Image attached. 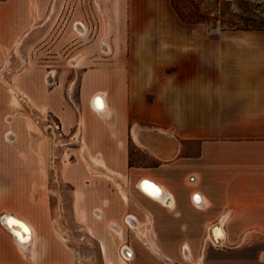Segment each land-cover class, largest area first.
<instances>
[{"label": "crops", "instance_id": "0c3cea01", "mask_svg": "<svg viewBox=\"0 0 264 264\" xmlns=\"http://www.w3.org/2000/svg\"><path fill=\"white\" fill-rule=\"evenodd\" d=\"M51 1L0 0V264L89 263L93 255L77 247L78 231L80 245L98 247L100 264H155L165 246H184L182 255L202 246L203 264H264V234L231 229L229 218V258L205 253L208 226L225 211L232 221L234 210H264V31L197 29L171 0H121L127 30L117 33L113 59L81 77L74 100L73 81L49 86L40 59ZM16 96L25 113H15ZM98 98L103 109L94 106ZM49 117L63 134L79 133L69 149L77 160L59 173L71 190L70 210L46 198ZM136 127L138 139L163 137L170 158L155 154L161 145L155 153L142 147ZM144 180L171 204L143 192ZM10 219L30 229L27 245L8 229ZM162 232L177 239L166 245ZM250 248L259 249L246 253Z\"/></svg>", "mask_w": 264, "mask_h": 264}, {"label": "rangeland", "instance_id": "374dc122", "mask_svg": "<svg viewBox=\"0 0 264 264\" xmlns=\"http://www.w3.org/2000/svg\"><path fill=\"white\" fill-rule=\"evenodd\" d=\"M191 1L193 4L199 6L202 13H208L211 19L208 20L207 24L191 25H198L197 29H205L212 32L220 30V23L212 20L220 10L218 6L219 0ZM229 2L230 6L228 9L236 14H241L240 7H244L247 15L252 19V23H249L250 26L264 29V0H230ZM124 13L125 10L123 4H121V0H52L47 12L48 18L52 21L45 24V39L40 40V47L43 46L40 59L47 66L46 77L49 86H54L58 79L61 80L62 84H68V81L72 80V98L76 100L78 97L79 82L85 72L100 66L101 63L108 62L109 59H113L115 49L119 46L117 33L123 29L127 30V23L119 22ZM78 23H80L78 27H81V33L75 28V25ZM136 25L138 26L140 23ZM160 25L166 29L169 26L165 22ZM18 97L16 96L14 100V111L15 113H25L28 110L26 103L22 102ZM49 120L54 121L49 117L46 119V124ZM74 134H77L76 139L72 138ZM79 141L80 138L77 128H74L71 135L63 134L61 137H58L57 134H53L50 129H47L45 162L47 183L45 191L47 202H50L52 207L55 206L56 210H70L71 190L68 186L69 184L59 175L60 165L64 166V163L67 165L77 160L76 156L74 154L72 155V151L69 149L77 147ZM137 160H140L142 164H150L144 156L137 155ZM34 169L36 171V168ZM220 211L223 213L225 210ZM228 211L230 210L224 213ZM228 218V224L230 225L232 222L231 229L254 228L264 234V210H234L232 221H230V217ZM229 225H227V230ZM162 233L164 237L162 242L166 245H169L173 239L175 241V236H177L174 232ZM247 233L250 235V232ZM75 235H77L76 240L79 242L77 247L81 253L84 256L93 255V260L89 264H100L98 260V247L87 240H84L81 243L82 245H80L79 240L82 237L85 238V235L80 231ZM210 244L207 245L205 251L207 257L211 254L221 260H227L229 258V254L226 252L229 250L228 247L216 248ZM183 247L179 249L169 246L160 248L164 257L158 256V262L155 264H195V262L201 259H198V257L202 253V246L191 248L193 259L191 258L189 262L182 255ZM258 249L250 248L246 253L249 254L252 250L256 253ZM260 249L264 250V247ZM155 253L157 254L158 251ZM176 256H181L182 262H173L170 260V257ZM83 263L84 261H81V264Z\"/></svg>", "mask_w": 264, "mask_h": 264}, {"label": "bare ground", "instance_id": "6f19581e", "mask_svg": "<svg viewBox=\"0 0 264 264\" xmlns=\"http://www.w3.org/2000/svg\"><path fill=\"white\" fill-rule=\"evenodd\" d=\"M21 41H19L17 43V48L20 46ZM16 93V91H15ZM94 106L97 109H103V102L100 98H98L97 100H95L94 102ZM135 130H137V127L134 129L133 134H134V138H136V140L138 141V143L146 148L147 150L151 151V152H156L157 148L161 145V150H157L158 152L155 153L158 157H162L163 156V151H165L167 153V150H164L163 148V137L159 136V135H149L148 137H146V140L142 139H138L137 138V133L135 134ZM150 140H152L151 142L149 140H147V138ZM152 137V138H151ZM171 155L167 154L165 156H163L165 159L167 157H169ZM170 158V157H169ZM149 181L148 180H144L139 184V188L145 192L146 194L150 195L153 197V199L155 200H160V202H162L164 205L169 206L171 204V199H169L167 196H165L163 194V191L161 190L160 187L156 186L157 192L155 193H151L149 191H147L145 189V184H148ZM198 201H200V199H198ZM230 215V211L224 213V215L221 217V219L219 221H217L216 223L208 226V230H207V235H206V241L210 242L212 244V246L214 247H224L226 245V229H225V222L226 219L229 217ZM8 229L10 230V232L13 234V236L15 237V239L18 241V243H20L21 245L25 246L29 243L30 238H31V233H30V229L28 228V226L21 222L18 221L16 219H10L8 222H6ZM16 227V228H15ZM139 235L142 237L143 233L140 232ZM65 236V235H64ZM63 235H61V237H63L62 239H67V237H64ZM249 236V233L245 234V238H247ZM151 249L154 252H157V248L154 246H151ZM124 255L126 257L132 256L130 250L125 249L124 251ZM184 258L189 262L191 261L192 258V252L190 250V253L186 251L183 252ZM83 264H89L87 262L84 261ZM195 264H203L202 260H198L197 262H195Z\"/></svg>", "mask_w": 264, "mask_h": 264}, {"label": "trees", "instance_id": "16d2710c", "mask_svg": "<svg viewBox=\"0 0 264 264\" xmlns=\"http://www.w3.org/2000/svg\"><path fill=\"white\" fill-rule=\"evenodd\" d=\"M230 0H219L218 14L212 19L220 23V30L222 31H235V30H260L261 28H255L250 26L252 19L247 15L244 7H240L242 13L236 14L229 8ZM171 6L180 17V19L187 24H207L210 19L208 13H202L199 6L193 4L191 0H171Z\"/></svg>", "mask_w": 264, "mask_h": 264}, {"label": "built area", "instance_id": "2783aa9c", "mask_svg": "<svg viewBox=\"0 0 264 264\" xmlns=\"http://www.w3.org/2000/svg\"><path fill=\"white\" fill-rule=\"evenodd\" d=\"M48 129H50L51 130V132L53 133V134H57L58 135V137H61V136H63V132H62V130H61V126L58 124V122H56V121H48ZM193 177L192 178H190V181L192 180L193 181ZM194 198L195 197H197V196H193ZM195 202V201H194ZM195 204L196 205H198L199 203H197V202H195ZM130 219H132V217L131 216H127V222L129 223V220ZM130 227H132L131 225H130ZM125 249H127L128 250V248L126 247V246H123L122 248H121V254H122V257H123V259L125 260V261H131L132 260V258H133V256H130V257H125L124 256V251H125ZM133 255V254H132Z\"/></svg>", "mask_w": 264, "mask_h": 264}]
</instances>
